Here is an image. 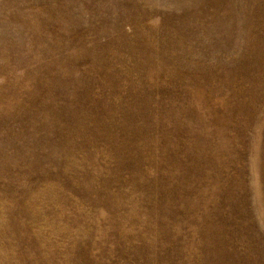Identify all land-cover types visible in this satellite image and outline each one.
Masks as SVG:
<instances>
[{"label":"rangeland","instance_id":"rangeland-1","mask_svg":"<svg viewBox=\"0 0 264 264\" xmlns=\"http://www.w3.org/2000/svg\"><path fill=\"white\" fill-rule=\"evenodd\" d=\"M0 264H264V0H0Z\"/></svg>","mask_w":264,"mask_h":264}]
</instances>
